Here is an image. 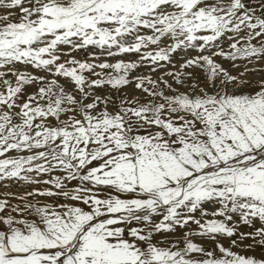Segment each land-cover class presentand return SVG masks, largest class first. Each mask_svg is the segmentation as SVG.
Listing matches in <instances>:
<instances>
[{
  "label": "snow or ice",
  "instance_id": "1",
  "mask_svg": "<svg viewBox=\"0 0 264 264\" xmlns=\"http://www.w3.org/2000/svg\"><path fill=\"white\" fill-rule=\"evenodd\" d=\"M0 264H264V0H0Z\"/></svg>",
  "mask_w": 264,
  "mask_h": 264
}]
</instances>
